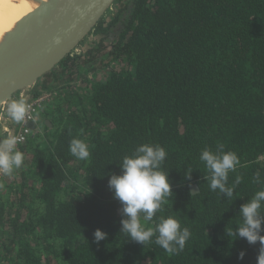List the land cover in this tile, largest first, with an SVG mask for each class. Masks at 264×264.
Wrapping results in <instances>:
<instances>
[{
  "label": "trees",
  "instance_id": "1",
  "mask_svg": "<svg viewBox=\"0 0 264 264\" xmlns=\"http://www.w3.org/2000/svg\"><path fill=\"white\" fill-rule=\"evenodd\" d=\"M104 21L95 30L100 44L82 55L87 64L70 55L58 69L60 78L74 77L107 59L106 77L88 82L83 95L63 87L19 146L23 166L0 179L9 264H257L259 242L227 231L262 188L254 174L264 180V0H129ZM73 138L88 145V159L71 155ZM143 144L166 150L162 170L173 195L153 222L141 223L171 216L187 227L190 239L178 254L155 237L144 246L121 232V204L108 180ZM206 148L239 157L228 177L229 186L241 178L231 199L210 190L200 160ZM97 229L107 234L99 243Z\"/></svg>",
  "mask_w": 264,
  "mask_h": 264
},
{
  "label": "clouds",
  "instance_id": "2",
  "mask_svg": "<svg viewBox=\"0 0 264 264\" xmlns=\"http://www.w3.org/2000/svg\"><path fill=\"white\" fill-rule=\"evenodd\" d=\"M32 105L24 99L11 100L6 107V116L19 125L30 118ZM22 137L8 135L0 139V174L11 176L20 169L25 161V155L18 150L17 145ZM69 151L78 160H86L90 156L88 145L81 139L73 138L69 143ZM167 157L166 150L159 145L143 144L138 146L131 156H125L119 164L120 174H110L108 188L113 198L121 204V232L126 233L132 241L146 245L153 242L164 249L169 255L183 251L186 241L190 239V231L182 227L180 222L169 216L160 218L153 227H145V222H153L158 211L168 198L173 195L168 173L162 170ZM200 160L205 163L211 173L210 190L218 191L225 198L231 199L235 186L241 182L237 177L235 184L228 185L230 172H235L240 164L239 157L234 152H212L209 149L202 151ZM191 170L185 175L191 179ZM254 184H261V190L255 192L247 203L239 210L240 225L235 230L227 231L229 237L245 239L248 244L261 245L257 256V264H264V180L260 172L253 176ZM107 234L97 229L94 233L95 242L106 239ZM244 251L239 252V259L243 260Z\"/></svg>",
  "mask_w": 264,
  "mask_h": 264
},
{
  "label": "water",
  "instance_id": "3",
  "mask_svg": "<svg viewBox=\"0 0 264 264\" xmlns=\"http://www.w3.org/2000/svg\"><path fill=\"white\" fill-rule=\"evenodd\" d=\"M34 1L39 7L18 22L0 48V111L11 100L32 94L74 55L118 0ZM191 189L199 191L196 185Z\"/></svg>",
  "mask_w": 264,
  "mask_h": 264
},
{
  "label": "built area",
  "instance_id": "4",
  "mask_svg": "<svg viewBox=\"0 0 264 264\" xmlns=\"http://www.w3.org/2000/svg\"><path fill=\"white\" fill-rule=\"evenodd\" d=\"M63 92V88H54L51 91H42L38 90L32 94H24L19 96L18 99H24L27 103L32 105V111L30 113V118L27 119L25 122L17 125L13 123L7 116H6V109L0 111V125L3 129V134L8 135H16L18 137H22V141L18 143L17 148L24 144L27 139L34 135L36 130L30 128V124H35L38 126L40 121L39 113L40 111L49 103H51L57 96H59ZM65 92V91H64ZM8 121V123L6 122ZM15 125V126H14ZM13 126V127H12ZM7 176L0 174V179H3Z\"/></svg>",
  "mask_w": 264,
  "mask_h": 264
},
{
  "label": "crops",
  "instance_id": "5",
  "mask_svg": "<svg viewBox=\"0 0 264 264\" xmlns=\"http://www.w3.org/2000/svg\"><path fill=\"white\" fill-rule=\"evenodd\" d=\"M83 59L84 60H82V63L87 64L88 60H85L84 57ZM108 63H109L108 60L102 61L100 64L96 63L94 65H91L89 68L85 69L84 71L80 72V74H78L77 76L71 77L69 75H64L63 79L60 78L61 72H58L57 77H59V79L55 81V77L51 78V80L47 77L45 80L42 81V83L40 84V87L41 86L45 87L48 85H52L53 88L73 87V89L77 90L81 95H83L86 93V87H87L88 82H95V81H98L106 77L107 72H108V68H106V66ZM66 88L63 91H66ZM37 90H38V87L34 92H37ZM6 122L8 123V121ZM4 137H6V135L3 134V129L0 125V139H3Z\"/></svg>",
  "mask_w": 264,
  "mask_h": 264
},
{
  "label": "bare ground",
  "instance_id": "6",
  "mask_svg": "<svg viewBox=\"0 0 264 264\" xmlns=\"http://www.w3.org/2000/svg\"><path fill=\"white\" fill-rule=\"evenodd\" d=\"M37 7L39 3L34 0H0V48L18 22Z\"/></svg>",
  "mask_w": 264,
  "mask_h": 264
},
{
  "label": "rangeland",
  "instance_id": "7",
  "mask_svg": "<svg viewBox=\"0 0 264 264\" xmlns=\"http://www.w3.org/2000/svg\"><path fill=\"white\" fill-rule=\"evenodd\" d=\"M128 3H129V0H122L117 6L113 7L112 10H110V12L107 14V16L104 19L105 20L104 21L105 22V25L109 24L112 21V19L116 16V14L119 11V9L125 7ZM102 38H103L102 35H97L94 32L92 35H90L85 40V42L81 45V47L77 51H75L73 54L74 55H78V56L80 55V57H81V63H82V60H84L82 58V55H85V53L87 51H89L91 49H94L96 47V45L100 44V42H101L100 40ZM106 60H101V61L97 62V64H100L102 61H106ZM60 70H61L60 68L59 69L57 68L55 70V72L53 73V76L51 74L50 76H48V78L51 80V78L57 77V75H58L57 74V71L60 72ZM45 79H43V80H45ZM42 81H41V83H42ZM47 82H49V81H47ZM11 246L12 245L10 243V240H9L8 236L4 235V237H1V234H0V264H9V262H10L9 261V258H10L9 247H11Z\"/></svg>",
  "mask_w": 264,
  "mask_h": 264
}]
</instances>
